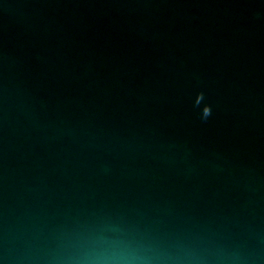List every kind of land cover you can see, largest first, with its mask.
I'll list each match as a JSON object with an SVG mask.
<instances>
[{
	"label": "water",
	"instance_id": "water-1",
	"mask_svg": "<svg viewBox=\"0 0 264 264\" xmlns=\"http://www.w3.org/2000/svg\"><path fill=\"white\" fill-rule=\"evenodd\" d=\"M113 226L264 264V0H0V264Z\"/></svg>",
	"mask_w": 264,
	"mask_h": 264
},
{
	"label": "clouds",
	"instance_id": "clouds-1",
	"mask_svg": "<svg viewBox=\"0 0 264 264\" xmlns=\"http://www.w3.org/2000/svg\"><path fill=\"white\" fill-rule=\"evenodd\" d=\"M204 99L203 92L197 93L194 106L200 108ZM211 115V106L204 104L200 108V119L207 121ZM158 259L161 257L147 254L114 226L98 231L87 246L67 258L68 264H150Z\"/></svg>",
	"mask_w": 264,
	"mask_h": 264
}]
</instances>
